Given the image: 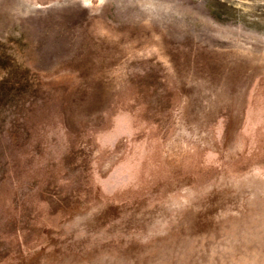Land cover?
I'll list each match as a JSON object with an SVG mask.
<instances>
[{
	"label": "rangeland",
	"instance_id": "rangeland-1",
	"mask_svg": "<svg viewBox=\"0 0 264 264\" xmlns=\"http://www.w3.org/2000/svg\"><path fill=\"white\" fill-rule=\"evenodd\" d=\"M0 264H264V0H0Z\"/></svg>",
	"mask_w": 264,
	"mask_h": 264
}]
</instances>
